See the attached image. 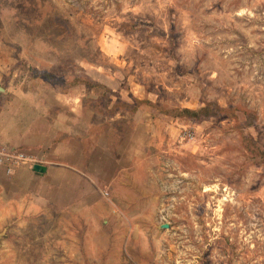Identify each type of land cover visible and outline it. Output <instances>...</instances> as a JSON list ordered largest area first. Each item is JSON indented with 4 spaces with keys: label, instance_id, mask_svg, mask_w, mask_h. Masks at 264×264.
Returning a JSON list of instances; mask_svg holds the SVG:
<instances>
[{
    "label": "rangeland",
    "instance_id": "1",
    "mask_svg": "<svg viewBox=\"0 0 264 264\" xmlns=\"http://www.w3.org/2000/svg\"><path fill=\"white\" fill-rule=\"evenodd\" d=\"M0 264H264V0H0Z\"/></svg>",
    "mask_w": 264,
    "mask_h": 264
},
{
    "label": "trees",
    "instance_id": "2",
    "mask_svg": "<svg viewBox=\"0 0 264 264\" xmlns=\"http://www.w3.org/2000/svg\"><path fill=\"white\" fill-rule=\"evenodd\" d=\"M189 110H185V112H188ZM192 115L198 116V117H204L203 119L212 116V114H214V112L216 113V110L212 111L211 109H209V106H205L202 107L200 109H198V111L196 110H190L189 111Z\"/></svg>",
    "mask_w": 264,
    "mask_h": 264
},
{
    "label": "water",
    "instance_id": "3",
    "mask_svg": "<svg viewBox=\"0 0 264 264\" xmlns=\"http://www.w3.org/2000/svg\"><path fill=\"white\" fill-rule=\"evenodd\" d=\"M33 169H34V171H36V172H40V173H42V172H44V171L46 170V167H45L44 165H41V164H35V165L33 166ZM164 227H166V226H164Z\"/></svg>",
    "mask_w": 264,
    "mask_h": 264
},
{
    "label": "built area",
    "instance_id": "4",
    "mask_svg": "<svg viewBox=\"0 0 264 264\" xmlns=\"http://www.w3.org/2000/svg\"><path fill=\"white\" fill-rule=\"evenodd\" d=\"M19 156H22V154H20Z\"/></svg>",
    "mask_w": 264,
    "mask_h": 264
}]
</instances>
